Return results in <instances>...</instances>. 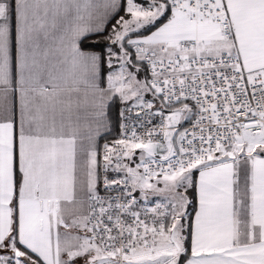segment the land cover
<instances>
[{
  "label": "snow or ice",
  "instance_id": "1",
  "mask_svg": "<svg viewBox=\"0 0 264 264\" xmlns=\"http://www.w3.org/2000/svg\"><path fill=\"white\" fill-rule=\"evenodd\" d=\"M0 264H264V0H0Z\"/></svg>",
  "mask_w": 264,
  "mask_h": 264
}]
</instances>
